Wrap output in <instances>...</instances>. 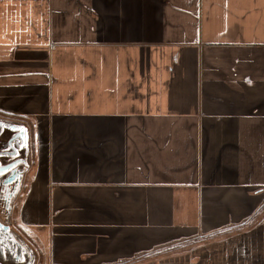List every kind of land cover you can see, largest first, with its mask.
<instances>
[{
	"label": "crops",
	"instance_id": "0c3cea01",
	"mask_svg": "<svg viewBox=\"0 0 264 264\" xmlns=\"http://www.w3.org/2000/svg\"><path fill=\"white\" fill-rule=\"evenodd\" d=\"M0 109L38 264H264V0H0Z\"/></svg>",
	"mask_w": 264,
	"mask_h": 264
},
{
	"label": "flooded vegetation",
	"instance_id": "af4514ba",
	"mask_svg": "<svg viewBox=\"0 0 264 264\" xmlns=\"http://www.w3.org/2000/svg\"><path fill=\"white\" fill-rule=\"evenodd\" d=\"M34 139L24 123L0 109V264H38V249L16 215L36 165L29 161Z\"/></svg>",
	"mask_w": 264,
	"mask_h": 264
},
{
	"label": "rangeland",
	"instance_id": "374dc122",
	"mask_svg": "<svg viewBox=\"0 0 264 264\" xmlns=\"http://www.w3.org/2000/svg\"><path fill=\"white\" fill-rule=\"evenodd\" d=\"M32 137H33V135H32ZM29 161H34L35 163L38 164V148H37V145L35 144V142L33 143V147L29 152ZM161 252H163V251H161Z\"/></svg>",
	"mask_w": 264,
	"mask_h": 264
},
{
	"label": "trees",
	"instance_id": "16d2710c",
	"mask_svg": "<svg viewBox=\"0 0 264 264\" xmlns=\"http://www.w3.org/2000/svg\"><path fill=\"white\" fill-rule=\"evenodd\" d=\"M159 251L161 252V251H164V250H163V249H160V250H158V252H159Z\"/></svg>",
	"mask_w": 264,
	"mask_h": 264
}]
</instances>
